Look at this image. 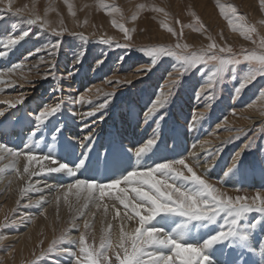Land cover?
Returning <instances> with one entry per match:
<instances>
[{
    "label": "rangeland",
    "instance_id": "rangeland-1",
    "mask_svg": "<svg viewBox=\"0 0 264 264\" xmlns=\"http://www.w3.org/2000/svg\"><path fill=\"white\" fill-rule=\"evenodd\" d=\"M17 1H21V5L16 6ZM101 3L104 7L100 6ZM12 4L13 13L20 9L23 18L40 16L41 22L48 21L49 27L47 30H41L38 26L29 28L16 16L9 15L5 5L0 4V12L4 13L0 16V49L8 36H18L24 30H29L24 40L6 49V55L0 58V70H6L17 63L24 65L22 69L11 73L4 71L2 77L6 81L2 84L3 91H0V97H3L0 111L4 112V116H0V130L9 127L13 133L7 138L1 132L2 142L9 139L13 142L9 146L22 150L30 138L36 112L44 105L62 103L61 112L47 123L44 139L39 141L37 151H54L63 161L69 160L72 163L86 154V167L95 168L103 152L111 154L119 145L118 130L132 128L142 142L155 136L157 145L152 153L139 161L140 165L136 161L131 168L151 165L159 156L157 162L183 158L197 174L203 173L201 176L209 183L233 198L238 195L251 198L256 193L264 196V99L258 95L264 87V77H257L239 95H235L233 89L238 81H233L231 74L226 73L224 81L218 85L215 99L209 102L207 94L211 90L197 96L198 87L206 75L210 74H206L202 66L181 78L174 89H169L168 84L169 73L173 80L178 77L173 66L178 65L179 61L175 58H162L147 74L138 72V69L146 68L150 63V58L142 49L153 46L170 47L179 54L183 49H177V44L188 45L189 52H198L215 43L219 47H231L233 54L241 58L249 50L264 51L260 47L261 38H264V5L261 0H12ZM69 4L72 5L71 11ZM141 5L144 7L141 8ZM219 5L234 6L237 14L244 17L243 23L249 28H255V32L248 33L250 39L245 38L239 30H233L228 19L221 15ZM29 6H32L33 11L28 10ZM113 6L119 11H115ZM73 12L75 15H72ZM120 24L132 30L129 32L131 39L125 37L118 27ZM169 27L175 34L168 31ZM51 29L67 31L58 38L51 34ZM80 33L88 38V42H82L77 35H73ZM101 38H112L113 45L100 43ZM57 39L60 40L54 61L57 79H44L43 74L49 71L52 61L48 55V46ZM117 44H127L129 47H116ZM41 56L45 58L43 63L39 61ZM77 56L80 57L79 63ZM246 69V63L239 65L238 75ZM11 77L19 78L24 85L12 86L9 81ZM117 80L131 81V84L116 85L114 82ZM113 91L115 96L107 107L96 111L105 99L104 93ZM170 91L171 95H168ZM79 95H84L85 101L72 103ZM158 97H167L168 100L166 106L157 113V116L163 114L164 119L152 117L146 121V109ZM21 98L23 103L14 108L4 103L5 100L15 103ZM89 111H96V115L88 116ZM252 113L259 114V117H253ZM194 116L197 120L193 127ZM54 125L62 126V132L55 141L51 139ZM89 134L92 136L91 141L84 139ZM35 139L39 140V136ZM77 140L82 141V144L77 143ZM69 142L72 146H69ZM249 142L251 149L242 152L241 168L235 174L223 173V178H210V174L201 170L206 164V170L226 172L236 158L235 154ZM133 146L129 141L123 143L127 153L135 149L136 146ZM183 170L187 175V170ZM224 179H234L235 186L228 187ZM29 203L26 196L21 197L12 213L0 219V264H73L66 254H49V246L46 247L43 242L27 257L12 253L16 244L7 242L8 236L28 230L33 219L41 216L39 206H30ZM252 214L250 219L260 217L258 213ZM71 223L62 232H58L52 241L68 231ZM80 232H85L89 243L95 240L90 228L85 231L78 225V229L70 230V234L75 236ZM263 233L260 227L253 230L252 244L253 240H261ZM109 234L112 235L111 230ZM201 235L193 230L188 239L190 242H199ZM99 242L95 240L97 246ZM62 246L70 245L65 243ZM114 249L119 250L116 246ZM222 251L223 255L218 251L216 257H225L226 261L232 258L231 249L224 248ZM110 256L112 264H118L114 254L110 253ZM241 259L247 264H260L261 260L256 253H245Z\"/></svg>",
    "mask_w": 264,
    "mask_h": 264
},
{
    "label": "snow or ice",
    "instance_id": "snow-or-ice-1",
    "mask_svg": "<svg viewBox=\"0 0 264 264\" xmlns=\"http://www.w3.org/2000/svg\"><path fill=\"white\" fill-rule=\"evenodd\" d=\"M0 4L5 5L9 15L16 16L29 28L38 26L41 30H47L49 27L48 21L41 22L40 16L23 18L20 16V9L13 13L12 0H0ZM261 4L264 5V0H261ZM100 6L104 7L102 3ZM113 7L115 11H119L118 8ZM140 7L143 8L144 5ZM71 8L72 5L69 4L70 11ZM153 10L162 11L160 9ZM219 10L221 15L228 19L233 30H239L245 38L250 39L248 33L256 31L255 28H249L243 23L244 17L237 14V9L234 6L219 5ZM229 12L231 16H229ZM3 14L0 12V16ZM72 15L75 13L73 12ZM234 20L237 22L234 23ZM113 23L115 24V21ZM118 27L124 32L127 39H131L129 32L132 30L127 29L123 24L118 25ZM201 27L203 26L201 25ZM64 31L67 29H51V34L59 38ZM168 31L175 34L170 27ZM28 35L29 30H24L18 36H8L3 48L0 49V58L6 55V49L17 45ZM73 35H77L82 42H88V38L83 33ZM99 42L104 45H113L112 38H101ZM115 46L129 47L127 44ZM59 47V39L48 46V55L52 61L49 65V71L43 74L44 79H57L54 61ZM260 47L264 49V38H261ZM176 48L183 49V51L178 54L176 50L166 46L142 49L144 54L150 58V63L146 68L138 69V72L147 74V72L152 71L153 67L157 66L162 58H175L179 61L178 65L173 66L178 77L173 80L171 73H169L168 84L169 89H174L179 85L181 78L202 66L205 73L210 74L206 75V79L198 87L197 96L204 95L207 90H211L207 94L209 102L215 99L218 85L224 81L226 73L231 74L233 81H238L233 89L235 95H239L257 77H264V51L249 50L243 53L241 58V56L233 54L231 47H219L215 43L198 52L187 51L188 45L177 44ZM225 53L228 55H222ZM44 60L43 56L39 57L41 63ZM76 60L79 63L80 57L77 56ZM98 63H102V61H98ZM242 63H246L247 69L238 75V66ZM23 66L22 63H17L6 70H0V85L5 83L2 79L4 71L11 73L17 69H22ZM108 82L113 83V81ZM114 83L116 85L131 84V81L117 80ZM0 91L3 89L0 88ZM168 95H171V91ZM258 95L264 99V87L259 90ZM114 96V91L104 93L105 99L103 103L97 106L96 111L107 107ZM85 99L84 95H79L71 102H84ZM4 103L14 108L17 104L23 103V99H17L15 103L7 101ZM167 103V97H158L146 109L145 120L147 121L152 117L163 120L164 115L157 116V113ZM61 110L62 103H57L55 106L44 105L36 112L30 138L22 150L15 149L0 141V162L8 161L0 166V175H15L17 178L30 180L31 177L44 174H63L70 178V182L45 185L50 191L55 192V201L58 206L63 199L69 210H73L74 205L69 197L75 196L77 204L83 200L82 206L75 209L78 216H85L84 210L90 204L95 205L97 209L103 207L105 216H107L109 206L103 201L108 197L122 205L123 215L121 209L113 204L114 215L111 219L117 220L119 218L121 220L117 241L119 250L114 249L112 236L109 234L112 229L111 223H108L103 229L104 235L101 236L97 246L94 239L92 243H89L85 232H80L78 236L70 234L71 229H78V225L73 220L70 229L49 245L47 249L49 254H66L71 258L73 264H112L110 253L114 254L118 264H247L241 257L245 253L255 254L256 248L259 247L260 264H264V238H261L257 245H253L251 242L253 230L257 227L264 230V196L256 193L251 198L239 195L233 198L197 174L194 168L183 158L162 159L145 167H134L131 170H125L119 177L110 179L109 182H102L95 178L81 179L78 174L88 163L86 154H82L74 163L70 164L63 161L54 151H37L39 141L44 139L47 123ZM96 111H89L87 115L94 116ZM0 116H4L3 111H0ZM202 116L203 114H201V118ZM192 120L194 127L197 118L194 116ZM61 132L62 126L54 125L51 139L55 141ZM37 136H39V140L35 139ZM84 139L91 141V134L85 136ZM77 143L82 144V141L77 140ZM156 145L157 138L153 136L142 145L129 151L139 163L140 160L153 152ZM69 146H72L71 142H69ZM251 146V142L243 145L241 151L235 154L236 158L225 175L235 174L240 170L242 152L250 150ZM21 159L25 161L22 170L19 166ZM197 163H199L198 159ZM183 169L187 170V175ZM29 191L40 192L41 189L29 184L27 187L21 188V197L27 195ZM43 203H45L43 196L35 201L36 206H42ZM252 213H258L260 217L250 219ZM92 215L95 216V213ZM132 220H136L138 226L131 231H126L125 222ZM83 228L85 231L90 228L89 219L84 220ZM193 230L202 234L199 242H190L188 239ZM65 243L70 246L63 247L62 245ZM224 248L232 250L230 253L232 258L227 261H222L216 257L218 251L223 255L222 249ZM237 249L240 251L237 252ZM54 264H58V262H54Z\"/></svg>",
    "mask_w": 264,
    "mask_h": 264
},
{
    "label": "bare ground",
    "instance_id": "bare-ground-1",
    "mask_svg": "<svg viewBox=\"0 0 264 264\" xmlns=\"http://www.w3.org/2000/svg\"><path fill=\"white\" fill-rule=\"evenodd\" d=\"M18 5H21V1H17L16 6H18ZM29 7L30 8L28 10L33 11L32 6H29ZM37 12H39V11L37 10ZM25 77H27V76H25ZM9 81L12 82V86L13 85H18V86L24 85V82H21V80H19V78L11 77ZM0 88L3 89L4 86L2 85V86H0ZM4 98H7V97H4ZM0 101H3V97H0ZM5 101H7V100H5ZM252 116L253 117L254 116L259 117V114L252 113ZM2 129L3 130L2 131L0 130V133L1 132L4 133V136H7V138L13 134L11 128H9V127L2 128ZM118 131H119L118 132V134H119L118 138H120L119 142H118L119 145L118 146L116 145L117 147L114 150H112V152H110L111 154H109V152H106V151L103 152L100 155L99 162L97 163L95 168H93V167L89 168V166H87L86 168L81 169L79 174H78L79 178H81V179L95 178V179L102 181V182H109L110 179L119 177L122 173L125 172V170H130L132 165L136 163L135 157L132 156L131 153H127V151L124 150L125 148L123 147V143L126 141H129V142H132L134 144V146H138L144 142H142V140L138 139L136 133H134V130L132 128H131V130H129V128H128V130L127 129H121ZM74 136L76 137L77 134H75ZM0 137H2V135H0ZM4 142L8 145L13 143V142L9 141V139L7 141H4ZM201 143H202V141H201ZM211 146H212V144H211ZM103 147H105V146H103ZM130 148H131V146H130ZM199 148H200V146H199ZM88 151H89V149H88ZM158 158H160V156ZM157 159H156V162H157ZM214 161H216V160L214 159ZM7 162L8 161L0 162V166H2L4 163H7ZM65 162H68L70 164L72 163L69 160H65ZM24 163H25V161L23 159H21L20 164H19L21 170L23 168ZM139 165H140V163H139ZM205 165H203L201 167V170L205 174H208V175L210 174L211 175L210 178L216 177V176H218V178L219 177L223 178V173L225 174L224 171L222 173H220L218 170L217 171L215 170V172H213L209 169L206 170L207 166L205 168ZM230 167H231V165H230ZM216 169H218V168H216ZM30 170H32V169L30 168ZM201 174H203V173H201ZM59 176L56 177L54 175L50 176L49 174H44V175H40V176L31 177V179L29 180L27 178L26 179L17 178L15 175H0V219L4 218V216H6V215L9 216L12 213L14 207L16 205H18V201L21 198V195H20L21 188H25L29 184H32L35 187H39L41 189L40 192L29 191L27 193V195H25L27 197V201L31 202V203H29L30 206L35 205V201L39 200L41 198V196H43L45 198V203H43L42 206H39V208L42 211L41 216H39V217L37 216L33 219L32 226L26 231H21L20 233L11 234L8 236L7 242L16 244V247L12 253H16L17 255H19L21 257H27L28 255H31V253L35 250V248L40 243L43 242V243H45L46 247L49 246L52 239L56 237L58 232H62L66 228V226L68 225L69 222H73V220H74L77 225H79L80 227H83V222L85 219H89V221H90V229L92 231V236L95 238V240H100L101 236L104 235L103 229L106 228L108 223H111L112 224V229H111L112 235L111 236L113 237V244H114V246L118 247L117 241H118V237H119L121 220L119 218L117 220L111 219L112 215H114V209L112 208V205L115 204L117 207H119L121 209V214L123 215L122 205H119L118 201H115L111 198L106 197L105 200L103 201V203L107 204L109 206L107 216H105V212H104L103 207H100L99 209H97L95 207V205H92V204H90L89 207L84 210L86 213L85 216H78L76 214L75 209L82 206L83 200H81L80 203L77 204L75 196H70L69 200L74 205L73 210L70 211L68 205L64 203L63 199H61L59 206H58L56 201H55V192L50 191L47 187H45L46 184L47 185H58V184H66V183L70 182V178L66 177L65 175L61 174V176L60 177ZM218 178H216V179H218ZM227 178H225V179H227ZM225 179H224V181H225ZM9 181H11V183H9ZM225 184L228 187L232 186L235 184V180L231 179V180L225 181ZM121 187H123V185ZM92 213H95V216H93ZM23 217L21 218L22 220H23ZM136 226H138L136 220L125 222V230L126 231H131ZM72 236H75V235H72ZM263 238H264V233H263ZM259 241L260 240L255 242L253 240V245L259 244ZM255 253L260 257V248L259 247L256 248ZM226 254H228V252ZM218 258L222 261H226L225 257L223 259H221V257H218ZM260 259H261V257H260Z\"/></svg>",
    "mask_w": 264,
    "mask_h": 264
}]
</instances>
